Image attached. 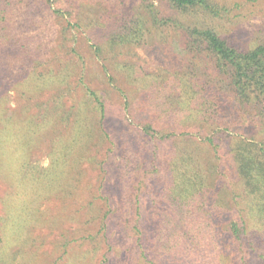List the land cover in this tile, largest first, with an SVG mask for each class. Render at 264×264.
I'll return each instance as SVG.
<instances>
[{
    "label": "trees",
    "instance_id": "obj_1",
    "mask_svg": "<svg viewBox=\"0 0 264 264\" xmlns=\"http://www.w3.org/2000/svg\"><path fill=\"white\" fill-rule=\"evenodd\" d=\"M31 1L61 15L64 30L79 31L100 59L139 43L151 28L178 34L187 56L182 69L165 76L125 65L134 68L127 77L138 83L143 111L108 73L132 129L116 134L103 90L85 83L70 62L41 68L47 43L26 31L29 21L19 12L26 0H0V180L12 172L17 184L12 191L0 185V264H38L39 249V264H54L60 227V248L79 234L91 260L102 248L98 264H264V18L241 42L217 22L236 23L250 0H137L133 9L124 0H92L107 5L94 21L84 20L85 10L54 8V0ZM8 86L28 101L47 92L45 112L21 108L7 118ZM185 136L195 137L192 145ZM46 138L47 164L30 166L29 147ZM175 138L180 142L170 144ZM88 176V195L73 209L64 203L53 214L43 205L72 200ZM106 183L113 192L100 191ZM10 242L17 248L7 254Z\"/></svg>",
    "mask_w": 264,
    "mask_h": 264
},
{
    "label": "rangeland",
    "instance_id": "obj_2",
    "mask_svg": "<svg viewBox=\"0 0 264 264\" xmlns=\"http://www.w3.org/2000/svg\"><path fill=\"white\" fill-rule=\"evenodd\" d=\"M54 8L60 9L61 11L66 8L74 7L77 12L82 14V11L85 10V14L87 18L85 21H94L98 19V16L106 15L105 9L103 6L106 4L104 1H92L89 0L87 2H78L74 3L73 0H54ZM124 2L129 3V9H133L137 7V0H124ZM107 7V5H106ZM20 14H22L24 18H27L29 21L27 32L37 34L42 41L47 43V50L45 52L44 57H39L44 59L43 67L46 68L49 66H53L54 69L59 68L58 64L61 63H69V66L73 70L75 74H81L84 77L85 83L93 88L98 90H103L106 96V112H107V122L113 123L114 133L119 134L120 130L126 127L127 133L132 131L131 127L127 125V121L123 119L124 110H123V96L120 91H118L115 87L112 86V82L108 79V73L112 72L116 76L117 84H120L121 87L125 88L124 92L132 93L134 96V101L132 105L134 107H139L142 111V106L140 99L137 98V85L136 83H132L130 78L127 75H131L133 72L132 68L129 70L125 65H131L135 68L137 67V71L140 73H150L156 76H165V73L175 71L179 68L182 69L184 66L182 62V57L187 56L185 49L183 48V43L180 36L173 31L166 30L164 33H160L155 29H149L144 34L143 39L133 45H127L122 49V52H112L110 54H104V58L100 59V57L94 52L93 47L90 46V40L87 41L85 37L82 36L79 31L77 32L74 28L69 30H64L66 25V20H64L61 15L55 14L52 10L48 8L45 3L36 2L35 4L31 0H26V6H22L20 8ZM239 12V18L236 23H228L227 21L217 20L220 25V29L223 30V35L227 36L232 42H241L248 39L250 34L248 33L253 26L260 22L264 18V0H250L246 1L241 5ZM238 17V16H237ZM93 26V23H90ZM60 33H67L65 36ZM76 33V34H74ZM74 34V37L73 35ZM76 37V38H75ZM64 39V40H63ZM74 47L76 50H73ZM75 51V52H74ZM109 55V57H108ZM101 60H104L108 69H104V66L101 64ZM40 61V62H41ZM24 66H21V69H25L27 66V62L22 60ZM18 65V64H16ZM181 67H180V66ZM68 66V65H65ZM31 67V65H30ZM18 68V67H16ZM140 68V69H139ZM184 69V68H183ZM6 116L7 118H11L13 113L16 111H20L21 108L25 110L29 109L31 113L34 115H38L40 117L44 112L43 105H40V100L46 101L47 92L43 96H39V98H34L31 101H28L25 96L19 95L13 86H8L6 89ZM37 104V106H35ZM227 110V113H230V118H235L234 112ZM135 114H138L135 111ZM24 117L26 114L23 115ZM136 116V117H137ZM239 122V120L237 121ZM242 127V123L239 122L238 126ZM246 128V131L249 133H253V128L251 126H243ZM231 132V133H230ZM228 131L227 133L234 134V130ZM225 136V135H223ZM47 139L41 140L37 144H33L29 147V158L28 164L30 166L42 165L45 166L48 162L47 151L49 150V142ZM185 141L187 143L194 142L195 137L193 136H185ZM221 140V139H220ZM180 142L178 138L172 139L169 141L170 144L176 145ZM198 151V150H197ZM205 151V149H204ZM206 151H208L206 149ZM208 154V153H207ZM112 155V153H111ZM209 161V166L212 165V157L211 154L207 156ZM149 163L145 161L144 167L147 169ZM91 172V171H89ZM8 174H12L8 173ZM7 174L6 179L4 181L0 180V185H2L3 189L6 191H12L14 187L16 188L17 184L15 180ZM88 174V173H87ZM91 174V173H90ZM90 180V176L86 177L83 181L79 182L77 192L75 193L72 200L60 198L58 200L52 199L44 203L43 205H48L49 209L53 214L56 213L59 209H63L62 205L67 203V209H73V201L75 205L81 203V198H86L88 190L84 187L86 181ZM212 180L214 181V175L212 176ZM148 184H151V178L148 177L145 179ZM6 183V185H5ZM101 192L110 193L113 192L112 184L106 183ZM100 192V193H101ZM220 193H223V189H220ZM144 207H147L146 197H143ZM65 201V202H63ZM100 204V201H98ZM71 203V204H70ZM47 208V207H46ZM3 211L0 209V218L3 216ZM227 219V218H225ZM3 223V219H0V225ZM3 225V224H2ZM62 225V224H60ZM73 229L78 226L72 225ZM151 229V225H148ZM65 228H69L67 225H64ZM61 228V227H60ZM59 228V229H60ZM56 232V250L54 255V264H98V260L100 258L102 248L98 250L97 257H94V261L90 258V250L91 246L87 242L77 241L78 235L75 239L68 243V246L65 248L59 247V240L57 233L61 231V229ZM68 231H72V229H68ZM84 231V230H82ZM35 233L39 231L34 229ZM82 234V232H80ZM70 238V236L68 237ZM0 242V246H1ZM102 247V245H101ZM17 246L14 243H11L5 246V251L8 253H12ZM66 249V250H65ZM120 258L126 257L123 248H120V253H118ZM3 252L0 249V257H2ZM6 254L4 253V256ZM38 264L41 263L44 258L42 257V250L38 251ZM27 259V257L23 258ZM46 263V262H45ZM44 263V264H45Z\"/></svg>",
    "mask_w": 264,
    "mask_h": 264
}]
</instances>
